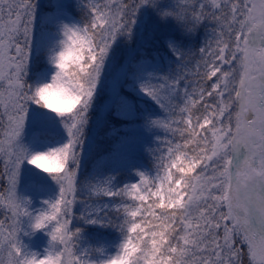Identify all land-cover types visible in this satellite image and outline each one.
I'll use <instances>...</instances> for the list:
<instances>
[{"label": "snow or ice", "instance_id": "1", "mask_svg": "<svg viewBox=\"0 0 264 264\" xmlns=\"http://www.w3.org/2000/svg\"><path fill=\"white\" fill-rule=\"evenodd\" d=\"M0 164V264H264V0H0Z\"/></svg>", "mask_w": 264, "mask_h": 264}, {"label": "rangeland", "instance_id": "2", "mask_svg": "<svg viewBox=\"0 0 264 264\" xmlns=\"http://www.w3.org/2000/svg\"><path fill=\"white\" fill-rule=\"evenodd\" d=\"M48 2H49V0H41L42 4H47ZM153 28H154V22H150L149 26H148V32L151 33L153 31ZM203 31L204 30L201 29L202 33H203ZM155 34H156L157 38L154 39V40H148V42L144 45V47L142 49L143 51L146 50L145 48L150 46L152 54H153L154 51H157V50H159L160 52H163L164 51V48H163V37L166 36V35H176V33L174 32V30H173L171 25L160 27L156 31ZM193 79H195V78H193ZM110 96H111L110 91L106 90L105 94L100 99V103L104 104V103L108 102ZM93 122H95V114L93 115ZM106 132H107L106 128H99V127L93 128V131L91 133V139H92V142H93V148L96 145H97V147L105 146L107 148H106V150L104 152L100 153L101 155H99L95 159L94 162L89 164L90 168L88 169V171H91L93 169L94 165L96 164V162L100 161V160H103L105 163H108L111 166H114V165H112V162L109 159L111 151H112V148L114 147V145H113L112 138L109 137V136H106ZM136 155H137V157H138V159H139V161L141 163L149 164V161H148L147 157H145L143 155L142 151H138L136 153ZM89 156H90V153L87 156V161L89 160ZM2 171H3V166H2V164H0V172H2ZM2 187H3V181H0V190H2ZM4 219H5V213L3 212V210H0V220H4Z\"/></svg>", "mask_w": 264, "mask_h": 264}, {"label": "trees", "instance_id": "3", "mask_svg": "<svg viewBox=\"0 0 264 264\" xmlns=\"http://www.w3.org/2000/svg\"><path fill=\"white\" fill-rule=\"evenodd\" d=\"M145 49H146L145 52L148 53L149 55H151V48H150V46L147 47V48H145ZM106 148L107 147H105V146H102V147H97V145L94 146V148L90 152L89 160L86 162V168H87V170L89 169V166H90L89 164L92 163V162H94L95 159L99 155H101L100 153L104 152L106 150Z\"/></svg>", "mask_w": 264, "mask_h": 264}]
</instances>
